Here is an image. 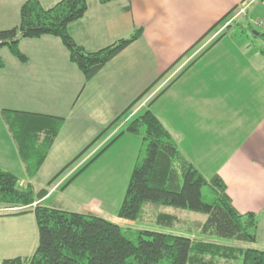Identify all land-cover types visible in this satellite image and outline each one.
<instances>
[{
    "label": "crops",
    "instance_id": "1",
    "mask_svg": "<svg viewBox=\"0 0 264 264\" xmlns=\"http://www.w3.org/2000/svg\"><path fill=\"white\" fill-rule=\"evenodd\" d=\"M24 1L0 0V24L13 9L14 22H17L19 7ZM38 1L48 8L59 0ZM86 2L85 15L67 28L73 41L86 51H97L128 38L138 28L142 30L141 36L106 63L85 85L82 74L68 59V52L58 38L42 36L20 40L18 48L27 60H9V66L4 63L0 70L1 79L8 77L9 68V77L17 86L14 99L0 103V110L43 114L63 121L37 173L29 179L0 112V169L14 174L23 185L29 183L32 189L38 175H42L47 183L209 28L234 7L245 4V14L237 22V29L221 26L215 34L214 31L203 38L148 91L149 94L136 104L134 110H130L128 117L125 113L113 123L82 159L87 160L119 134L132 115L141 107L146 108L149 100L173 80L149 109L193 166L200 159L199 154L201 160L208 157L214 163L212 177L217 176L222 181L226 195L238 213L257 215L254 244L217 242L264 250V50L250 45L252 40L245 33L247 27H251L256 30L247 31L253 38L259 33L264 39V29L253 25V22H264V0ZM0 30H5L3 25ZM30 43V47L38 50L28 51ZM59 55L63 59L61 63L57 62ZM59 78L74 80L73 88L77 84L81 88L65 114L44 113L42 99L30 94L33 79L49 85ZM162 99L166 100V111L162 114L166 123L159 118L161 114L157 111ZM124 115L126 118L119 125ZM187 152L192 155L188 156ZM61 179L53 183L47 194L35 204L44 205L55 193L63 192L58 190ZM83 213L100 215L92 205ZM118 219L122 224L124 219ZM185 236L198 238L199 234L189 231ZM36 242L37 229L32 212L0 215V264L8 258H28ZM219 264L224 263L220 261Z\"/></svg>",
    "mask_w": 264,
    "mask_h": 264
},
{
    "label": "trees",
    "instance_id": "2",
    "mask_svg": "<svg viewBox=\"0 0 264 264\" xmlns=\"http://www.w3.org/2000/svg\"><path fill=\"white\" fill-rule=\"evenodd\" d=\"M99 1L103 4L114 0ZM235 8L209 28L189 50L133 100L123 113L62 167L46 183L45 188L34 192L29 183L23 185L14 174L0 169V209L14 211L0 215L32 212L37 229L36 246L28 258H8L1 264H219L220 261L230 264L238 259H241V264H264V250L233 247L217 242L254 244L257 215L251 212L238 213L226 195L222 181L213 176L207 182L186 160L168 131L149 109L173 80L149 100L144 110L133 114L119 134L73 171L58 186V190H65L119 136L124 133L138 134L143 127L146 145L144 155L133 168L116 215L120 219L135 221L142 206L147 203L200 213L205 219L202 222L187 223L189 227L186 228L187 232H198V238L140 230L135 231L137 241L134 243L126 235L124 228L97 215L35 204L47 194L55 180L80 159L113 123L130 111L184 55L209 33L226 24ZM86 11V0H59L48 8L43 7L38 0H26L19 7L17 25L0 30V48L6 47L13 57L25 62L27 58L18 48L20 40L56 37L68 51L69 60L82 74L85 85L142 33L138 28L128 38L119 39L97 51H86L73 41L67 31L68 25L81 19ZM231 25L227 24L225 28ZM248 29L250 32L254 30L251 27H247ZM4 65L0 56V70ZM0 112L16 143L26 175L31 179L44 161L63 119L6 109H1ZM208 184L215 191V198L211 203L204 202L202 196V188ZM179 222L181 220L177 217L167 214H159L155 220L156 224L169 226Z\"/></svg>",
    "mask_w": 264,
    "mask_h": 264
},
{
    "label": "rangeland",
    "instance_id": "3",
    "mask_svg": "<svg viewBox=\"0 0 264 264\" xmlns=\"http://www.w3.org/2000/svg\"><path fill=\"white\" fill-rule=\"evenodd\" d=\"M241 6H245V4L238 5L236 7V10H234L230 15V18L234 17V15L238 11V7ZM13 11L14 9L10 11L8 17L4 18V20L1 22L0 25H3L4 29H7V27L15 25L18 22L19 12L17 22H14ZM244 14L245 11L243 14H240L231 22L232 29H237V22L241 20V17H243ZM216 32L217 31H215L213 34H215ZM245 33H247V37L249 38V40H252V42L249 43L250 45H256L258 49L264 50V39H262L260 35H257L255 38H253V36L247 31V29ZM262 35H264V33H262ZM30 46L31 43L27 45L28 51L38 50V48L35 49L34 47ZM0 56L2 57L4 63H7L8 66L9 60L16 61V58L9 53L6 47L0 48ZM62 61V56L59 55L57 58V62L61 63ZM7 73L8 77L0 79V103H3V101L6 99H14V92L17 89V86L14 84L13 80L10 79L11 77H9L11 75L9 68ZM74 84V80L70 81L64 78H59V81H52L49 85L44 84L43 81L33 79V90L30 91V94L36 97V99H38V97L42 99V104L45 109L42 111L44 113L63 115L70 108L69 106L71 102L75 99V97H77V94L81 88V85L79 86V84H77V86L73 88ZM144 98L145 96L141 100H143ZM138 103L136 104L138 105ZM137 105H134L133 108H135ZM157 106V111L161 114L159 118L164 123H166V119L162 115L163 112L166 111V100L162 99ZM133 108L132 110H134ZM144 109L145 107H141L137 112L140 113ZM129 113L130 111L127 112L126 117L129 116ZM126 117L124 115L120 119L119 125L123 123ZM123 129L124 128H122L121 130ZM143 137V127L140 128L138 134L124 133L119 140L115 141L110 147H108V149L104 153H102L94 162H92L80 176H78L71 184H69L63 192L55 193L44 205L51 207L53 206L55 209H61L63 211L76 213L87 212L90 205H92L96 213H100V215L98 214L99 216L104 217L106 220L112 223H119V219L117 218L116 214L122 204L129 177L136 162L141 160L144 155L146 145ZM90 149L91 148H89L84 153V155H86ZM187 155H192V153L187 152ZM83 156L78 159L70 168H68L57 180H55V182L59 181L62 178V183L73 171L79 168L86 161L82 159ZM199 158V160H196L194 167L201 174V176L207 182H209L211 180L210 177H212L213 175L215 165L214 163H211L208 157H205V159L201 160L202 158L199 154ZM65 175L67 177H64ZM43 186L46 187L45 178L42 177V175H38L33 182L34 192H38ZM202 196L204 202H213L215 198V191L210 184L203 186ZM7 212L14 211H6L4 209H0V214H5ZM159 214L173 215L181 220V222L173 223V226H169L166 224H156L155 220ZM204 217L205 216L203 214L190 212L184 209H176L164 206L157 207L153 204L147 203L142 206L137 220H122V224L119 223L117 225L124 228L123 230L127 232L126 235L130 238L131 241L136 243L137 239L135 238V231L152 230L164 234L185 236L187 235L186 228L189 227L187 223H189L192 219H203ZM228 243L244 245L243 243H237L234 241ZM230 264H241V259L233 261Z\"/></svg>",
    "mask_w": 264,
    "mask_h": 264
},
{
    "label": "built area",
    "instance_id": "4",
    "mask_svg": "<svg viewBox=\"0 0 264 264\" xmlns=\"http://www.w3.org/2000/svg\"><path fill=\"white\" fill-rule=\"evenodd\" d=\"M245 10H246V5L238 7L237 13L234 15V17L230 18V20L225 24V26L227 24H230L234 19H236L237 16H239L240 14H243ZM253 25L256 26L257 28L264 29V22L263 21L253 22Z\"/></svg>",
    "mask_w": 264,
    "mask_h": 264
}]
</instances>
